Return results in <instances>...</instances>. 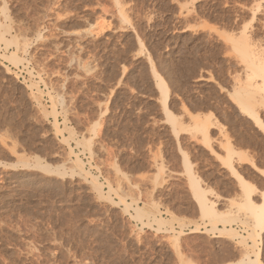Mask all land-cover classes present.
Returning <instances> with one entry per match:
<instances>
[{"label":"rangeland","instance_id":"obj_1","mask_svg":"<svg viewBox=\"0 0 264 264\" xmlns=\"http://www.w3.org/2000/svg\"><path fill=\"white\" fill-rule=\"evenodd\" d=\"M237 44L264 56V0H0V264L264 263Z\"/></svg>","mask_w":264,"mask_h":264},{"label":"bare ground","instance_id":"obj_2","mask_svg":"<svg viewBox=\"0 0 264 264\" xmlns=\"http://www.w3.org/2000/svg\"><path fill=\"white\" fill-rule=\"evenodd\" d=\"M235 48H236V50L239 53H241V56L246 61V63L253 69L252 73H254V76H258L261 79V81H262L261 82L262 83L261 86H263V87H261V86L260 87H261V90L264 91V89H263L264 88V56L262 57V56L259 55V57H262L263 59L259 58L257 54L255 56L254 51L252 53L251 51H249L250 48L248 50L247 46L243 45V44L242 45H238L237 44L235 46ZM155 77H156V80H157L158 85H159V91H160L161 95H163V102H164V105H165V100H166L167 93H168L167 92V88H166L162 78L158 74H156ZM250 84H251V82H250ZM256 86L257 85H255V87ZM254 91L252 93L250 88H247V87L236 88L234 90V98H235V101L237 102L241 112L243 113V115H245L247 118H249L252 121L254 127L257 128L259 131H261L262 134L264 135V125L262 124V122L259 119L257 113L254 111L253 107L251 106V103L253 104V102H255L253 94L257 93V91L256 92H254ZM52 107H54V104H53ZM52 109H54V108H52ZM168 120L171 121V122L174 121L173 117L170 114L168 116ZM55 127L58 130L56 124L54 125V129H55ZM195 127H196L195 129H197V130H199L201 128V126L198 123L195 125ZM204 130L207 133V128L204 129ZM227 147H228V144H227ZM227 150L229 151V149H227ZM236 159L239 161L242 158L237 156ZM252 160L248 159V161L250 162L251 166L254 167V163H253ZM226 162H227V165L230 168L231 172L233 173V175L240 179V175L237 173V171L231 165V161H230L229 157H227V161ZM79 166L81 167L82 172H84L87 175V171H85L80 164H79ZM257 170H258L259 173L262 172L259 169H257ZM94 181H95V179H94ZM98 186L100 187V183H99ZM245 186H244L245 189L248 190L249 189L248 185H245ZM108 187H109L110 192H112L111 186H108ZM191 187H192L194 193L199 197V198L198 197L197 198H198V201L200 202L201 210L203 212L207 213V214L212 213V204H213V202H210V205H209V203H206L207 201L205 200V198L202 196L203 194L201 193L202 190H200V188L198 186V183L196 182V180L194 178H191ZM100 188H99V191H100ZM249 195H250L249 192L246 193V195H245L246 196L245 197L246 198V203H247V207L246 208L250 212V215H251L250 216L251 217L250 218V220H251L250 222H252L251 224L253 225L254 228L251 227L252 225L250 226L251 228H253V231L250 233L249 230H248L249 233H247V237H249V239L251 241V245L258 247L259 242H260L261 233L264 232V191L262 193L261 202L258 203V205L253 204V202H252V200H251ZM108 198L110 199L109 196H108ZM120 201L123 202V199L121 198ZM125 203L126 202H124V205H125ZM127 206L128 205L126 204L125 208ZM237 264H264L261 261L260 256H259V247L257 248L256 251H254L253 256H250L249 252L246 251L245 254H243V256L241 257L240 261Z\"/></svg>","mask_w":264,"mask_h":264}]
</instances>
